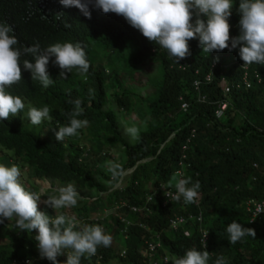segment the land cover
Returning <instances> with one entry per match:
<instances>
[{
	"label": "trees",
	"instance_id": "1",
	"mask_svg": "<svg viewBox=\"0 0 264 264\" xmlns=\"http://www.w3.org/2000/svg\"><path fill=\"white\" fill-rule=\"evenodd\" d=\"M90 10L88 19L59 0H0V22L13 27L21 46L39 43L45 48L79 41L90 61L86 76L74 69L64 79L53 57L48 72L55 82L48 88L34 81L21 65L22 80L9 91L22 97L26 106H49L52 119L39 128L30 127L24 120L25 107L17 116L0 122V163H14L28 171L30 180L23 183L34 191L40 190L34 182L39 180L72 183L89 195L60 212L38 205L49 216L66 213L82 223L99 224L112 236L110 247H99L81 264H164L165 257L172 264L173 258L192 247L203 250L205 231L209 233V264L220 255L229 264H264V216L252 222L247 211L252 200L264 201V65H249L251 87L234 88L226 97L223 80L234 85L244 74L239 65L225 68L239 47L207 53L192 39L191 54L176 64L166 50L130 26L122 15L91 6ZM239 20L236 3L229 18L230 38L240 35ZM145 62L158 65L157 76L148 82L154 93L147 99L123 86L133 79L129 72ZM210 74L212 82L198 91L195 83ZM76 99L83 101L85 111L80 118L88 119L89 125L58 141L55 131L68 123L73 108L69 101ZM226 102L229 106L218 118L217 112ZM110 103L147 125L136 144L123 137L116 113L106 110ZM117 148L122 149L124 159L113 171L106 163ZM180 171L201 183L195 203L169 201L162 191L163 187L176 191L179 177L174 175ZM121 181L122 186L116 188ZM134 208L141 211L136 213ZM200 215L202 222L197 221ZM176 217L187 218V223L173 230L170 222ZM232 220L252 228L255 237L230 244L226 228ZM36 235L38 230L20 231L14 219H5L0 224V264H26L28 260L51 264L40 258ZM157 236L161 247L151 260L143 254L148 245L157 244ZM118 238L122 239V252L116 248ZM58 260L64 264L66 256Z\"/></svg>",
	"mask_w": 264,
	"mask_h": 264
},
{
	"label": "clouds",
	"instance_id": "2",
	"mask_svg": "<svg viewBox=\"0 0 264 264\" xmlns=\"http://www.w3.org/2000/svg\"><path fill=\"white\" fill-rule=\"evenodd\" d=\"M65 8L75 7L80 13L91 19L90 6L104 13L122 15L130 26L149 41L167 51L176 64L189 56V41L197 39L203 52L229 51L239 47V56L245 62L264 65V0H59ZM239 5L240 35L230 38L229 18L234 4ZM65 28L71 25L65 24ZM230 41V43H229ZM30 56L29 59H22ZM54 66L62 71L60 76L66 79V73L75 69L78 74L86 76L90 69L85 46L77 41L55 43L41 48L39 43L21 46L13 27L0 22V122L22 113L26 104L22 97L13 95L9 88L22 80L21 65L30 71L32 79L39 81L43 88H48L55 81L48 72L52 58ZM91 93V90H89ZM73 105L68 123L59 126L55 131L58 141L78 134L79 130L89 125L83 116L85 108L81 99L69 101ZM27 119L31 125H40L50 121L49 106L29 107ZM141 128L135 124L127 126L125 133L135 140ZM21 168L0 163V224L5 219L15 220V227L20 231L35 236L41 259L51 264H61L60 256H66L64 264H81L82 259L95 255L99 247H110L112 236L107 234L99 224H88L79 221L76 216L66 213L49 216L38 210V205L58 209L75 207L82 198L77 187L69 183L66 186L52 187L47 181L39 191L27 187L22 179ZM174 193L167 191V197L184 204L195 203L199 197L201 183L193 182L191 177L175 173ZM122 182V181H121ZM47 196L46 200L41 198ZM175 224V222H174ZM230 244H235L246 237H255L252 228H247L237 220H232L226 228ZM209 233L205 234V238ZM187 235V233H186ZM202 249L192 247L183 256L173 258L172 264H209L210 255L207 245L201 241ZM168 258L165 257V264ZM171 259L169 258V264ZM26 264H32L31 260ZM214 264H229L226 257L218 256Z\"/></svg>",
	"mask_w": 264,
	"mask_h": 264
},
{
	"label": "rangeland",
	"instance_id": "3",
	"mask_svg": "<svg viewBox=\"0 0 264 264\" xmlns=\"http://www.w3.org/2000/svg\"><path fill=\"white\" fill-rule=\"evenodd\" d=\"M239 50H237L235 52L234 55H232L229 58L228 64L227 66H232V65H239L241 67H244L245 62L242 61V59L239 56ZM158 74V65L153 64L152 62H145L144 64H142L138 70H134L129 72V75L131 76L132 81H126L125 84H123L124 88H128V90H130L133 94L138 95L140 97H143L145 99L150 98L152 96V94L154 93V89L152 87L149 86V80L151 78L156 77ZM146 84V85H145ZM29 107H32L30 105L26 106V111H25V116H24V120L25 123L28 124V126L30 127H35V128H39L43 122L40 125H31L30 124V120L27 119V110ZM109 109H113L114 112L116 113L117 117H118V127L120 132L122 133L123 137L128 141V143H130L131 145L136 144L137 139L132 140L130 139V137L125 133V128L127 126H131L133 124L139 126L141 128V131H145L146 130V124L143 123L142 121H140L136 116L132 115V116H128L125 113H122L120 110H118L114 104L110 103L108 105V107L106 108V110ZM1 156V155H0ZM110 159L107 160L106 165L113 171H116L119 167V165H121L122 160L124 159V154L122 153V149L121 148H117L113 151H111V153L109 154ZM108 157V158H109ZM14 164V163H12ZM12 164H8V165H12ZM22 171V170H21ZM130 172L126 173V176L129 175ZM125 176V177H126ZM124 177V180H125ZM23 182H26L27 180H30V174L28 171L24 170L22 171V177H21ZM32 180V179H31ZM34 181V180H33ZM36 183V185L43 187L45 181H34ZM52 187H60V186H66L64 184H61L59 182H50L47 181ZM125 184V182H124ZM122 186V182H120L116 188L121 187ZM124 186V185H123ZM78 189V188H77ZM78 191L80 192V195L82 197H89L88 194H85V192H81L80 189H78ZM63 209V208H62ZM61 209H58L56 211L60 212ZM122 239H116V248H118V250L120 252H122L124 249L122 247ZM109 264H120L118 261H114L111 262Z\"/></svg>",
	"mask_w": 264,
	"mask_h": 264
},
{
	"label": "built area",
	"instance_id": "4",
	"mask_svg": "<svg viewBox=\"0 0 264 264\" xmlns=\"http://www.w3.org/2000/svg\"><path fill=\"white\" fill-rule=\"evenodd\" d=\"M225 68L227 69L230 67L226 65ZM241 68L244 71V74H243V77L241 78L240 81H237L234 85H227L226 80L225 79L223 80V82H224V86H223L224 87V94L226 97H228V95L231 94V92L234 88L239 90L242 88H250L251 87V81H250L249 70H248L249 66L241 67ZM212 80H213V75L210 74L204 81H197L195 83V87L199 91L200 87L204 83H210V82H212ZM201 99L203 101L205 100L204 97L203 98L201 97ZM228 106H229V104L227 102L221 104L220 110L217 112L218 118L223 117L224 112L227 110ZM183 109L184 110L188 109L187 104H184ZM184 150H188V146H185ZM184 158H186V157H184ZM180 173H181V175H183L182 171H180ZM162 191L164 194L167 191L174 193L171 189H168L167 187H163ZM166 198L169 201H172L171 196H169V197L166 196ZM151 201H152V198H149V202H151ZM133 211L137 213V212H140L141 210L139 208H134ZM247 211H248L249 216L251 217V221L254 222L259 217L264 216V201L252 200L251 202L248 203ZM197 221L202 222V216L201 215L198 217ZM174 222H175V224H174ZM186 223H187V218L185 219V217H176L175 219L171 220L170 227L173 230H178L179 227H183ZM126 226L129 227L130 223H126ZM206 233H207L206 231L202 233V240H204V243H207L208 238H209V235L205 238ZM160 241H161L160 236H157L156 241H155L157 244L152 243L151 245H148V249L144 252L143 255L145 257H149L152 260L155 257L156 251L161 247ZM163 263L165 264V259L163 260ZM167 264H169V258H168Z\"/></svg>",
	"mask_w": 264,
	"mask_h": 264
}]
</instances>
